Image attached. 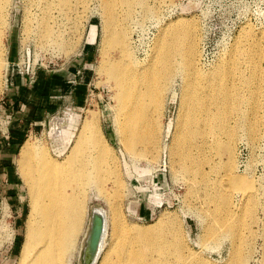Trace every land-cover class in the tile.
Here are the masks:
<instances>
[{"label": "rangeland", "instance_id": "obj_1", "mask_svg": "<svg viewBox=\"0 0 264 264\" xmlns=\"http://www.w3.org/2000/svg\"><path fill=\"white\" fill-rule=\"evenodd\" d=\"M30 1L0 6V106L19 76L20 98L37 113L36 124L22 119L13 128L0 110V264L18 263L31 209L22 145L45 144L63 160L91 112L108 149L95 150L89 138L65 170L79 177L99 164L91 155L105 158L87 186L89 210L71 264H84L97 207L111 220L117 209L105 253L121 237V252L133 247L159 264H264V0H57L48 9ZM104 59L130 63L147 97L150 121L133 145ZM160 68L168 82L150 85L148 74ZM189 101L211 116L186 148L187 170L175 166L173 150ZM227 174L247 177L252 189L227 188ZM97 183L107 195H98Z\"/></svg>", "mask_w": 264, "mask_h": 264}, {"label": "bare ground", "instance_id": "obj_2", "mask_svg": "<svg viewBox=\"0 0 264 264\" xmlns=\"http://www.w3.org/2000/svg\"><path fill=\"white\" fill-rule=\"evenodd\" d=\"M11 1L0 0V6L9 7L12 5ZM31 1L38 2L39 7L41 6L40 2H42L48 9L57 0ZM59 1L65 2L67 0ZM128 1L130 3L143 2V0ZM27 26L30 27L29 24ZM176 30V27L173 28V31ZM110 36V27L106 25L104 39L107 40ZM53 37H56V35L53 34ZM163 48L166 49V47ZM103 64L108 77L117 88L119 107L120 110L122 108L125 118L122 131L129 135V141L133 145L142 139L144 124L150 121L147 97L135 86L134 76L136 71L130 63L122 64L121 60H111L109 62V60L104 59ZM0 72H2V69H0ZM148 75V83L153 85L159 81L169 80L170 72L167 69L160 68L157 71L153 70ZM184 107L185 124L180 133L179 145L174 148L173 153L175 155V166L190 170L191 167L187 163L189 154L186 153V148L189 147L190 149L195 144L193 141L203 133L201 123L203 124L211 116V112L209 113L205 108L201 117L191 101L185 103ZM89 138L92 139L95 150L108 149L99 134L98 116L94 112H91L87 117L71 153H68L69 155L63 160L51 157L45 144L42 145L27 139L22 145L18 163L30 189L31 209L21 256L17 264H71L70 258L79 247L89 210L90 191L87 186L105 166V158L91 155L88 160L91 164L95 163V160L99 162L95 167V171L82 172L79 177L65 171L69 164H74L77 159L79 160L78 157ZM223 184L231 190L246 192L252 189V181L247 177L238 175H225ZM95 189L98 195L103 193L107 195L104 191V185L97 183ZM109 198L110 196H108ZM95 209L104 214L106 225L99 251L90 264H97L101 257V264H159L154 260H146L145 255L134 250L133 247H127L121 252V237L114 238L118 242V246L112 252L107 251L105 253L109 223L118 221L117 209L113 208L112 220L109 217V212L105 209L101 207ZM135 232L141 233V229L135 228ZM143 235L148 237L149 233Z\"/></svg>", "mask_w": 264, "mask_h": 264}, {"label": "crops", "instance_id": "obj_3", "mask_svg": "<svg viewBox=\"0 0 264 264\" xmlns=\"http://www.w3.org/2000/svg\"><path fill=\"white\" fill-rule=\"evenodd\" d=\"M88 48H90V44L88 46L87 45L84 46L83 51L87 53L86 55L91 53V51ZM11 85H13V90L9 94L8 102L4 101L3 105L1 104V106H0V110L5 112V113H8V116L11 118L10 121L12 123L13 128L15 125L14 123H16L18 121H23L22 119H25L26 124H29L30 126L33 125L36 122V121H34L35 120L34 117L36 116L35 114H37L35 112V110H34L35 113L32 112L33 109H35L32 105L33 102H31L30 99H26L24 97L20 98L22 93L25 91V87H26L25 84L23 83V80H21V78H19V76H17V77H15V81H12ZM19 89H20V91H19ZM15 95H16V97H15ZM34 103L37 104V101ZM13 135L15 136V132H13ZM14 140H15V138L12 139V141H14ZM10 171H11L10 174L12 175L11 168H10Z\"/></svg>", "mask_w": 264, "mask_h": 264}, {"label": "water", "instance_id": "obj_4", "mask_svg": "<svg viewBox=\"0 0 264 264\" xmlns=\"http://www.w3.org/2000/svg\"><path fill=\"white\" fill-rule=\"evenodd\" d=\"M105 216L96 209L92 212L90 231L88 234L85 251L84 264H90L99 251L101 239L105 230Z\"/></svg>", "mask_w": 264, "mask_h": 264}]
</instances>
